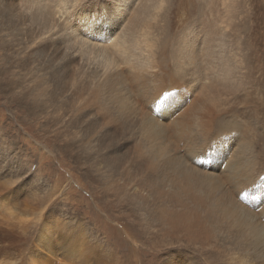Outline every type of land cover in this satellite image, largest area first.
<instances>
[{
    "label": "bare ground",
    "instance_id": "bare-ground-1",
    "mask_svg": "<svg viewBox=\"0 0 264 264\" xmlns=\"http://www.w3.org/2000/svg\"><path fill=\"white\" fill-rule=\"evenodd\" d=\"M66 1L21 0L19 3H11L1 0L0 16L11 24L15 36L11 40V35L6 32L7 37L11 44L14 43L15 53L21 56L16 57V62L11 66L15 70L27 68L25 71L19 70L22 84L27 85L30 81L22 77L24 72L29 75L34 73L36 80L31 81L39 84L31 94L34 108L27 110L28 113L34 118L41 108L50 111L77 95L75 109L71 113L62 114L63 118H72L65 125L66 130H71L75 135V138L69 139V143L73 144L77 140V150L81 144L88 145L84 154L88 158L89 152L94 153L88 158L93 162L92 170L102 177L108 190L118 196H121L119 193H127L124 197L131 202L146 205L148 224L145 219L142 220L148 229L159 227L162 235H173L191 243L215 247L217 243L221 246L236 243L241 250L244 245L245 251H249V245L256 242L264 253V239H261L264 236V166L255 151L253 140L245 137L243 142L242 131L262 125L260 109H253L255 119H251L252 127L243 122H232L234 125L231 123V126H227L228 121L224 124L223 120L228 118L218 121L220 137L210 138L213 143H218L215 151H206L204 146L213 127L212 118L208 120L204 115L192 117L190 113L196 109L212 114L215 108L223 104L215 90L206 92L201 99L195 92L204 85L202 79L210 81L213 87L216 83L232 86L235 71L227 53L228 47L222 44L221 49L215 53L214 45L206 46L205 51L198 52L194 42L186 40L183 44L184 53L179 51L180 48L178 53H182L181 57L188 65L194 66L198 57L199 62L201 60L206 63V66L203 64L205 70H202L200 76H195L194 72L186 73L184 69L173 71L164 64L167 61L168 40L165 39L161 46L162 62L155 52L151 37L150 20L161 1L156 4V0H150L151 3L140 5L135 11V14L140 13L137 18L129 16L124 4H116L114 16L110 20L99 16L98 10L92 16H87V12L81 15V4L74 7L76 10H66ZM212 1L194 2L196 7L191 11V18L207 6L210 17L214 13H223L222 20L226 16V8H217L226 5L229 0ZM63 18L61 26L57 27L58 21ZM219 35L215 27L210 29L211 39L214 37L216 41ZM37 43L43 45V48L31 53ZM171 48L170 53H176L175 48ZM93 53L97 54L91 56ZM259 59L256 49L255 60ZM55 62H58V67L51 75L53 80L45 84L48 77L41 70L55 66ZM219 65L221 69L217 68ZM201 68L204 67L201 65ZM256 73L257 81L250 84V87L263 84L261 78L264 76V68L258 66ZM187 75L191 78L183 87L180 84ZM78 77L81 78L79 83ZM85 80L91 82L92 87L87 97L78 100L81 92L87 89ZM7 90L13 98L16 92L21 100L28 101L27 87L22 90L13 83V87ZM85 109L88 112H84ZM91 112L99 119V123L90 136L87 132L81 138L79 133L88 122L86 115ZM116 118L127 123L131 118L142 122L139 127L140 140H132V158L137 160L135 167L139 172L125 167L123 175L126 180L123 184L119 183L117 155L106 152L103 147L94 152L90 145L92 139L95 145H101V137L108 133L109 122L116 121ZM194 133L199 138L197 141L193 140ZM238 143L241 144L238 152L243 154L244 150L246 155L244 163L243 155H234ZM181 146H185L183 151ZM200 159L201 166L196 164ZM108 162L114 166L102 168L101 163ZM259 179L262 183L253 186ZM243 193L251 206L244 203ZM72 225L80 227L81 220L76 219ZM16 235L12 228L0 227V255L11 248L4 243L1 246L2 242H8ZM82 241L85 242V238ZM90 242L70 244L66 250L84 258L87 251L95 247ZM44 248L53 254L48 246ZM175 256L174 252L168 254L167 260H173L170 264L178 263ZM38 257L41 260H22L17 263H55L48 256Z\"/></svg>",
    "mask_w": 264,
    "mask_h": 264
},
{
    "label": "rangeland",
    "instance_id": "rangeland-1",
    "mask_svg": "<svg viewBox=\"0 0 264 264\" xmlns=\"http://www.w3.org/2000/svg\"><path fill=\"white\" fill-rule=\"evenodd\" d=\"M6 1L19 3L21 0ZM160 1L161 5L154 10L150 20L151 37L155 52L159 54V60L162 62L161 46L165 39L168 40L167 61L164 64L173 71L184 69L186 73L194 72L195 76H200L202 70H205L206 63L201 60L199 62L198 57L193 66L187 64L181 57V52L178 53L179 48V51L184 53L183 44L187 41L194 42L198 52L205 51L206 46L214 45L215 53L221 49L222 44L228 47L227 53L235 71L232 86L216 83L213 87L210 81L202 79L204 85L195 92L201 99L206 92L215 90L223 104L215 108L212 114L196 109L190 111L192 117L204 115L208 120H213V127L204 145L205 150L215 151L218 148V143H213L210 138L220 137L217 123L222 118H228L223 120L224 124L228 121L227 126H231L232 122H243L252 127L251 121L255 119L252 115L253 109H260L262 125L242 131L243 142L245 137L253 140L255 151L264 166V76L261 78L262 86L250 87L257 81L256 68H264V0H229L226 5L217 8H226V16L222 20L223 13H214L210 17L207 6L191 18V11L196 7L193 3L198 4L200 0H156V4ZM146 2L151 3L150 0H67L66 10H76L75 6L79 7L81 4V15L87 12V16H92L98 10L99 16L110 20L114 16L116 4H124L129 16L137 18L140 13H135L139 6ZM63 20L64 18L58 21L57 27L61 26ZM0 22V227L12 228V231L17 233L8 242H2L1 246L9 244L11 248L7 253L0 255V264L41 260L38 255L48 256L50 260L55 261L54 264H170L173 261L167 260L170 252L176 255L177 264H264V253L256 242L249 245V251H245L244 245L241 250L236 243H230L229 246L217 243L215 247L191 243L173 235H162L159 227L148 229L146 205L131 202L124 197L127 193H119L121 196H118L108 190L106 182L92 170L93 162L88 158L94 153L89 152L88 158L84 154L88 145L81 144L77 150V140L73 141V144L69 143V139L72 140L75 135L71 130L68 132L65 125L72 118H63L62 114L71 113L75 109L77 95L71 96L50 111L41 108L34 118L28 113L27 110L34 108L31 94L39 84L31 81L36 80L34 73L29 75L27 72H24L22 77L26 81L30 80L29 83L24 85L20 82L19 70L25 71L27 68L15 70L11 66L16 62L15 58L21 56L15 53L14 43L11 44L7 37L9 33L11 40L15 38L13 27L9 22L2 20L1 16ZM210 25L220 34L216 41L214 37L213 41L210 37ZM42 48L43 45L37 43L31 53ZM170 48H175L176 53L171 54ZM256 49L260 55L259 60H255ZM95 54L97 53L91 56ZM145 57L144 55L143 58ZM54 65L41 70L48 77L45 84L53 80L51 75L56 72L58 62ZM217 68L221 69V66ZM49 69L53 71H47ZM189 77L191 78L187 75L182 79L180 85L185 86L190 80ZM77 79L79 83L81 78ZM13 83L22 90L27 87L28 101L21 100L16 92L15 98L12 97L7 89L13 87ZM84 83L87 89L81 92L78 100L87 97L92 87L91 82L85 80ZM84 112H88V109ZM86 119L88 122L79 133L81 138L87 132L90 136L99 123V119L92 112L86 115ZM141 123L136 118H131L128 123L116 118V121L109 122L108 133L101 137L100 146L95 145L93 139L90 142L94 152L103 147L106 152L117 155L120 184L126 180L123 175L125 167L139 172L135 167L137 160L132 158V140H140ZM192 137L195 141L199 139L197 133ZM240 145L238 143L236 146L237 152L234 155H243L244 163L246 155L244 150L243 154L238 152ZM184 147L181 146L182 151ZM201 161L202 159L196 164L201 166ZM108 163H101L102 168L114 166L112 162ZM259 183H262L261 179L255 181L253 186ZM248 200L243 193L244 203L251 206L247 203ZM76 219L81 220L80 227L72 225ZM84 238L85 242L82 241ZM261 239H264V236ZM86 242L95 247L90 248L84 258L66 250L70 244ZM44 246H48L53 254L46 252Z\"/></svg>",
    "mask_w": 264,
    "mask_h": 264
}]
</instances>
